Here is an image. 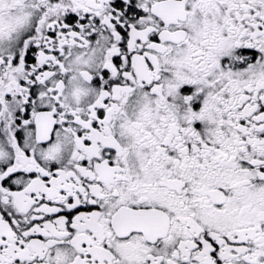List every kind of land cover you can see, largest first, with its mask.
Instances as JSON below:
<instances>
[{"label": "snow or ice", "instance_id": "6c2138e0", "mask_svg": "<svg viewBox=\"0 0 264 264\" xmlns=\"http://www.w3.org/2000/svg\"><path fill=\"white\" fill-rule=\"evenodd\" d=\"M0 264H264V0H0Z\"/></svg>", "mask_w": 264, "mask_h": 264}]
</instances>
